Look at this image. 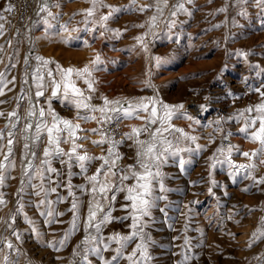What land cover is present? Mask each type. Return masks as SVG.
I'll list each match as a JSON object with an SVG mask.
<instances>
[{
	"label": "rangeland",
	"instance_id": "374dc122",
	"mask_svg": "<svg viewBox=\"0 0 264 264\" xmlns=\"http://www.w3.org/2000/svg\"><path fill=\"white\" fill-rule=\"evenodd\" d=\"M106 4L123 6L122 10L114 13L107 23L112 27L125 29L120 36L114 33L106 32L101 37L98 32L84 30L85 13L81 11L92 6V0H35L32 17L26 26H32L34 33V63L29 59V69L35 67L37 61L36 55L49 58L51 63L48 67L55 69L56 62L64 67L75 66L82 68L85 64L90 65L97 52L102 56V63L98 66V71L93 75L98 77L99 82L96 87L92 103L100 104L101 94L107 95L110 99L151 97L154 94L161 97L165 102L177 104L183 102L184 110L191 116L199 118L202 122L212 120L217 115H229L236 109L244 108L250 103L259 101V95L248 92L244 78L247 77V85L258 87L264 84V12L254 6V0H193V3H187L186 0H167L165 6L163 0H160L162 15L154 29L156 35L152 38L151 34L147 37L149 51L145 52L140 44L134 39L140 33L146 31L145 27L140 25L152 16L156 9L153 7L146 12H139L135 7L129 8L133 0H104ZM47 3L52 13L56 14L48 17L49 23L46 25L42 17L47 16V12L41 13L38 8ZM157 0H135L136 5L155 4ZM185 3L186 7L193 8L192 16L177 11L174 19L177 23L172 26L168 24L170 13L175 11V5ZM7 4V0H0V10ZM228 5L226 12H216L215 9ZM199 6V8H195ZM241 7H246L249 15L241 16L239 11ZM38 11V12H37ZM110 11L107 7L97 8L94 16L99 19L101 13ZM65 13V14H64ZM6 19L0 21L4 23L7 32L5 36L0 37V45L4 54L0 57V72H5L9 63V57L12 55L13 48L16 46V40L12 35V27ZM233 19L239 21L233 24ZM220 24L219 27L214 25ZM67 26L69 32H64L62 26ZM91 27V24H89ZM98 31H104L99 25ZM79 29V30H74ZM229 33H235V39L225 40ZM79 37L78 39L64 40V36ZM96 36L93 39V36ZM12 39V44H7L6 40ZM87 39L93 49L90 57L83 55L76 56L77 52H82L81 44L77 41ZM76 41V42H75ZM75 42V43H74ZM72 44V45H71ZM29 42L25 35L18 46L19 64L13 57V67L6 72L7 79L16 77L15 83H6L2 85L4 91L0 93V111L4 112L0 116V130L5 133V138L0 140L4 145L0 152V160L7 153V131L9 122V113L16 109L20 104V111L23 113L28 105L26 100H20V89L23 86L24 56L27 53ZM135 45V47H131ZM234 49L248 51L247 59L237 55ZM156 55L167 56L166 63L160 67L155 66L154 57ZM106 62V63H105ZM260 67H254L256 63ZM227 65L226 70L224 66ZM149 69H151V84H144L143 81L149 78ZM31 84V79L29 80ZM81 87H86L83 81H78ZM233 92L241 93L239 97H226L224 93L227 89ZM35 85L28 89L29 94L34 93ZM49 92H46L47 96ZM205 96L209 97L211 108L207 112H202L199 105L206 103ZM233 99L235 102H233ZM44 104V98L35 101ZM123 103V101H122ZM52 106L62 116L75 119V109L72 106H66L58 98H53ZM126 106V105H125ZM213 108H218L219 113L213 114ZM148 113L139 112L135 118L124 117L125 132L129 131V125H144L145 121L139 119V116H146ZM249 115V114H245ZM172 123L178 127H183L192 131L199 137L198 143L207 145L206 148L193 154V163L188 165L187 173L179 171L178 164L171 161L164 166L163 171L169 175L165 177V183L173 191L169 192V200L172 202L168 209V214L173 217L172 220L163 221L160 219L159 210H155L157 222L151 228L146 229L151 233L156 243L150 247V251L155 254V264H176L183 259L182 246L184 236L191 238L188 254L192 257L187 264H257L256 257L264 251V239L257 240L252 247L247 244L251 234L259 227L264 225V193L257 187H250L245 191V186L251 185V178L246 177L243 171L237 173V179L234 183L228 175L226 164L218 166L215 170V179L220 183L214 187L213 196L207 191L211 186L209 182V165L206 159L212 155L216 147L220 144V134L216 133L215 143H209L210 134H213V126H204L193 124V121L186 118L174 117ZM243 120L227 121L222 127L231 129L235 144L242 150H252L259 147L258 142L245 138L237 129L241 127ZM82 128H95V121L81 120ZM155 127V126H153ZM23 128V125H20ZM91 132H82L90 139L79 140L78 143L85 146L86 150L99 156L102 151L106 154L107 145L92 144ZM143 134L141 138H146ZM172 136H169L171 139ZM99 139V133H96L95 139ZM23 135L19 133L14 138V159L16 168L12 171L13 179L7 182L8 186L3 188L6 193V203L0 204V237L10 238L16 242V237L12 235L11 230L6 229V222H11L10 218L15 214V227L23 232V242L18 246L23 250V255L17 257L15 251L12 252V259L18 260V264H27L31 260L32 264H80V253L82 252V242L86 235L84 229V220L87 217L88 193L77 192L81 200V214L78 219V228L69 235L65 241L64 247L60 248L59 243L53 248L48 241H59L64 232L70 227L72 212L68 211L71 204V198L67 201H61L53 204L57 211L64 212L63 216L57 217L62 223L45 224L46 217L40 216V210L30 200L41 199L42 197L31 195L29 189L24 194V211L28 213L36 224L39 236L35 231L30 230L31 226L26 222L22 213L16 214L17 190L20 187L22 168L21 160L23 158ZM47 143L46 136L42 134L41 142L38 148L32 151L37 152V160L42 158L40 152ZM63 148L70 147L69 143H62ZM98 146V148H96ZM184 145L181 144V147ZM194 147V145H193ZM131 140H126L120 147V151L125 155L119 161L121 165L133 164L135 149ZM187 158L188 153H184ZM31 159V157H29ZM233 159L240 163L253 162V158L245 157L242 154L234 153ZM257 163L256 174H264V164ZM100 161H94L90 165L89 174L94 172ZM53 166L58 169H64V166L58 160H53ZM66 171V169H65ZM73 171H78L74 167ZM203 179V183L189 184L188 181H197ZM73 183L80 184L84 182L81 176H73ZM129 179L126 183H132ZM225 185L227 193L225 195ZM264 188V185L259 186ZM63 195L67 191L59 189ZM56 193L51 194V199L55 201ZM125 193L117 194L115 210L113 216H122L124 211L119 205L125 203ZM219 197V202L217 200ZM189 201H198L188 205ZM168 203L161 202V205ZM188 207H191L189 218ZM179 208V211L177 209ZM223 211V212H222ZM230 217V218H229ZM187 221V223H186ZM130 220L111 221L103 228V235L109 236L113 231L127 233L130 229L127 227ZM173 224V228H168L167 224ZM187 227V231H184ZM29 229V231H23ZM91 235L95 236L94 230L89 229ZM230 233L234 235H230ZM80 245L81 247H78ZM115 243L111 248L105 250L103 255L110 258L114 252ZM0 259L8 253L7 247L0 241ZM134 243L129 244L127 251L131 252ZM58 249V250H57ZM76 252L78 255L74 256ZM89 260L92 264H102L95 253H89ZM120 264H127L126 259H121Z\"/></svg>",
	"mask_w": 264,
	"mask_h": 264
},
{
	"label": "snow or ice",
	"instance_id": "6c2138e0",
	"mask_svg": "<svg viewBox=\"0 0 264 264\" xmlns=\"http://www.w3.org/2000/svg\"><path fill=\"white\" fill-rule=\"evenodd\" d=\"M187 3H193V0H186ZM164 5H167V0H163ZM247 0H243L246 4ZM107 7L110 11L101 13L99 19H96L94 13L97 8ZM254 6L264 12V0H254ZM135 7L139 12H146L155 7L156 12L148 17L144 24L146 31L140 33L134 39L140 44L145 52L149 51V43L147 37L151 34L155 38V31L159 18L162 15V8L160 0L155 4H140L136 5L135 0L129 8ZM175 11L170 13L168 24L174 26L177 20L174 19L177 11L186 13L192 16L194 9L186 7L185 3H178L174 6ZM123 6L106 4L104 0H92V6L82 9L84 16V30L98 32V35L103 37L106 32L114 33L120 36L125 29L119 27L112 28L107 21L112 18L114 13L121 11ZM199 8V6H195ZM15 9V5L7 3L2 10H0V21L6 19L5 13ZM228 5L221 6L215 9L216 12H226ZM39 12H47V16H43L44 24L49 23L48 17L56 15L51 12L47 3L41 5ZM239 15L247 16L249 13L246 7H241ZM239 21L233 19V24H238ZM264 23V21H262ZM91 24V27H89ZM100 26L104 31H98ZM220 24L214 25L219 27ZM64 32H69L67 26H62ZM79 30V29H74ZM31 27L25 28V35L28 39L30 48L28 54L23 58L24 73L23 86L20 89V100H26L27 109L22 113L20 111V104H17L15 110L10 112L8 131H7V153L0 160V204L6 203V193L3 188L7 187V182L13 179L11 173L16 168L14 159V138L19 133L23 135V158L21 160L22 175L20 187L17 190V206L16 214L22 213L26 222L31 226L30 230L35 231L39 236V231L36 228L35 221L28 216L24 211V194L29 189L31 195L42 197L37 200H30L28 203L33 204L40 210V216L46 217L45 224L62 223L57 217L63 216L64 212L57 211L53 208V204H58L61 201H67L71 198V204L68 211L72 212L70 219V227L68 231L64 232L60 240L48 241L53 248L59 243L60 248L64 247L65 241L68 240L69 235L78 228V219L81 214V200L77 192L88 193V209L87 217L84 220V229L86 235L82 242V252L80 255V264H92L89 260V253H95L102 264H120L121 259H126L127 264H155V254L150 251V247L156 243L155 239L146 229L151 228L157 222L155 210H159L160 219L163 221L172 220L168 214V209L172 202L169 200L168 193L173 191L165 183V177L168 173L163 171L170 161L177 163L179 171L187 173L188 165L193 163V154L206 148L207 145L198 143L199 137L192 131H188L183 127H178L172 120L174 117H186L193 121V124L204 126H213V134H210L209 143H215L216 133L220 134V144L216 147L210 157L206 159L209 165V182L210 187L207 189L213 196L216 195L214 187L220 182L215 179V170L218 166L226 164L228 175L235 183L237 173L243 171L246 177L251 178V185L245 186L244 190L249 191L250 187L255 186L259 191L264 193V188L259 186L264 185V174H256L257 163L264 164V84L258 87L247 85V77L244 78L248 92L259 95V101L250 103L244 108L236 109V111L229 115H217L212 120L202 122L199 118L191 116L184 110L183 102L177 104H170L165 102L158 95L151 97H135V98H118L110 99L107 95H100L102 103H92L95 93L98 89L96 87L99 82L98 77L93 74L98 71V66L102 63V56L97 52L94 60L89 64H85L82 68L69 66L64 67L56 62L55 69L48 67L51 63L49 58L40 55L35 56L37 64L29 69V59L32 56V49L34 48V40L31 35ZM7 29L4 23L0 22V37L5 36ZM21 33L17 29L16 46L13 48L12 55L9 57V63L5 72H0V93L4 91L2 85L6 83H15L16 77H12L11 81L7 79L6 72L12 68L13 57L16 59V64H19V50L18 46L21 43L19 39ZM79 37L64 36L61 39H78ZM96 36H93L95 39ZM235 33H229L225 40L235 39ZM7 44H12V39L6 40ZM88 43L87 40L84 41ZM4 45H0L2 49ZM135 47V45L131 46ZM237 55L243 56L247 59L249 52L242 49H234ZM264 55V53H261ZM155 66L160 67L162 63H166L167 56L156 55L154 57ZM106 63V62H105ZM254 67L259 68L257 62ZM227 65L224 66L226 70ZM31 79V84L29 80ZM78 81H83L86 87H81ZM149 87L151 84V69H149V78L143 81ZM35 85V91L29 94L28 89ZM49 92L46 96L45 93ZM226 97H239L241 93L233 92L232 89H227L224 93ZM40 98H44V104L36 103ZM53 98H58L59 101L66 106H72L75 109V119L62 116L52 106ZM206 103L199 105L202 112H207L211 108L209 97L205 96ZM123 101V103H122ZM233 102L235 100L233 99ZM3 103V101H0ZM126 105V106H125ZM148 113L146 116H139V119L144 120V125H129V131L120 133V138L117 139V132L111 128V125L118 123L123 114L124 117L135 118L139 112ZM249 115H245V114ZM4 112L0 111V116ZM81 120L95 121L97 127L82 128ZM240 121L243 124L238 133H242L245 138L258 142L259 147L252 150H242L237 144H225L224 141L229 139L234 133L231 129H224L222 125L227 121ZM23 128H20V125ZM155 126V127H153ZM82 132L99 133V139L92 141L97 145H107L106 154L104 151L99 156L89 153L85 146L78 143L79 140L90 139L86 135H81ZM42 134L46 136L47 143L43 147L42 158L37 160V152L32 151L33 148H38L41 142ZM143 134H147L146 138H141ZM172 136L169 139V136ZM5 138V133L0 130V140ZM126 140H131L135 147L134 163L128 165H121L119 161L125 155L120 151V147ZM62 143H69L70 147L65 149ZM181 144L184 146L181 147ZM194 145V147H193ZM4 145L0 144V152L3 151ZM188 156L185 157L184 153ZM234 153L242 154L245 157L253 158V162L240 163L233 159ZM31 157V159H29ZM53 160H58L64 169H58L53 166ZM99 160L100 163L94 172L89 174V168L92 162ZM78 168V171H73V168ZM66 169V171H65ZM73 176H81L84 182L80 184L73 183ZM131 179L132 183H126ZM189 184L203 183V179L197 181H188ZM225 187V195L227 193V185ZM65 189L67 195L59 192V189ZM125 193V203L119 205L120 209L124 211L122 216H113L115 210L116 198L118 193ZM56 193V199L53 201L51 194ZM219 202V197H217ZM165 201L161 205V202ZM198 201H189L188 205ZM179 211V208L177 209ZM188 214L190 218L191 207H188ZM230 218V217H229ZM11 222H6V229L11 230L13 236L16 237V242L10 238L0 237L3 246L9 250L7 254L0 259V264H18V260L12 259L13 250L16 256L23 255V250L18 246L23 242V232L21 229L15 227V214L10 218ZM130 220L131 223L127 225L130 229L127 233L113 231L109 236L103 235V228L111 221ZM264 221V218H262ZM187 223V221H186ZM168 228H173V224L168 223ZM89 229L95 231L93 236ZM23 231H29L24 229ZM184 231H187L185 227ZM230 235H234L230 233ZM264 239V225L257 228L250 237L247 244L252 247L257 240ZM191 238L184 236V244L182 246L183 259L177 261L176 264H187L192 258L187 249L190 245ZM115 243L113 249L114 254L110 258H106L103 253L105 250L111 248ZM134 243L131 252L127 251L129 244ZM78 247H81L78 245ZM58 250V249H57ZM0 251L3 248L0 247ZM74 256L78 255L76 252ZM257 264H264V251L257 257ZM27 264H32V261L27 260Z\"/></svg>",
	"mask_w": 264,
	"mask_h": 264
},
{
	"label": "built area",
	"instance_id": "2783aa9c",
	"mask_svg": "<svg viewBox=\"0 0 264 264\" xmlns=\"http://www.w3.org/2000/svg\"><path fill=\"white\" fill-rule=\"evenodd\" d=\"M12 3L15 5V9L6 12L8 21L12 27V35L15 38L17 29H19L21 35L19 39L22 41L25 37V26L29 19L32 17L34 2L35 0H7V3ZM33 18V17H32ZM32 29V26H31ZM32 38L34 37L33 29L31 31ZM30 48V45H28ZM29 48L27 49V53L29 52ZM34 50H32V56L30 57V61L34 63L33 57ZM4 54L3 50L0 49V57ZM111 128L117 132V139L120 138L119 134L125 132V126L123 120L119 119L118 123H114L111 125ZM227 145L229 143L235 144V140L233 138H229L224 141ZM0 216H1V208H0Z\"/></svg>",
	"mask_w": 264,
	"mask_h": 264
},
{
	"label": "bare ground",
	"instance_id": "6f19581e",
	"mask_svg": "<svg viewBox=\"0 0 264 264\" xmlns=\"http://www.w3.org/2000/svg\"><path fill=\"white\" fill-rule=\"evenodd\" d=\"M65 14V13H64ZM85 40H87V39H82V41H75L76 42V44L78 43H80L81 44V50H82V52H77L76 53V56L78 57L79 55H85V56H87V57H90L92 54H93V52L91 51L92 49H93V47H92V45H91V43L88 41V43L87 44H85L84 43V41ZM74 42V43H75ZM72 45V44H71ZM217 113H219V110H218V108H213V114H217ZM91 135H90V137H91V142L92 141H94V139H95V136H96V133H94V132H91L90 133ZM92 144H93V142H92ZM96 148H98V146H96ZM231 196V195H230ZM223 212V211H222Z\"/></svg>",
	"mask_w": 264,
	"mask_h": 264
},
{
	"label": "crops",
	"instance_id": "0c3cea01",
	"mask_svg": "<svg viewBox=\"0 0 264 264\" xmlns=\"http://www.w3.org/2000/svg\"><path fill=\"white\" fill-rule=\"evenodd\" d=\"M39 8H40V7H39ZM39 8H38V11H39ZM38 11H37V12H38ZM134 149H135V148H134ZM41 154H42V150H41V152H40V155H39V156H41Z\"/></svg>",
	"mask_w": 264,
	"mask_h": 264
}]
</instances>
